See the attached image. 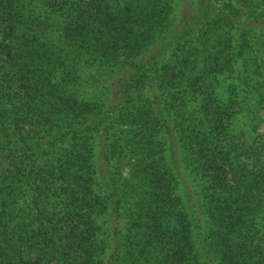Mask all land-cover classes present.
Wrapping results in <instances>:
<instances>
[{"label": "trees", "instance_id": "obj_1", "mask_svg": "<svg viewBox=\"0 0 264 264\" xmlns=\"http://www.w3.org/2000/svg\"><path fill=\"white\" fill-rule=\"evenodd\" d=\"M261 111L264 0H0V264H264Z\"/></svg>", "mask_w": 264, "mask_h": 264}, {"label": "rangeland", "instance_id": "obj_2", "mask_svg": "<svg viewBox=\"0 0 264 264\" xmlns=\"http://www.w3.org/2000/svg\"><path fill=\"white\" fill-rule=\"evenodd\" d=\"M260 116H261V119L259 118L257 119L256 129L259 135L262 134L264 136V111H261Z\"/></svg>", "mask_w": 264, "mask_h": 264}]
</instances>
